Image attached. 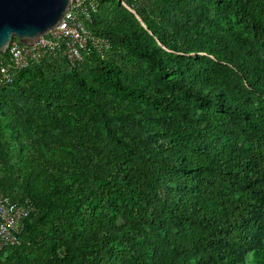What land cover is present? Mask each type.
Returning a JSON list of instances; mask_svg holds the SVG:
<instances>
[{
	"label": "trees",
	"instance_id": "16d2710c",
	"mask_svg": "<svg viewBox=\"0 0 264 264\" xmlns=\"http://www.w3.org/2000/svg\"><path fill=\"white\" fill-rule=\"evenodd\" d=\"M133 12L0 87V194L34 207L0 264H264V0Z\"/></svg>",
	"mask_w": 264,
	"mask_h": 264
},
{
	"label": "built area",
	"instance_id": "2783aa9c",
	"mask_svg": "<svg viewBox=\"0 0 264 264\" xmlns=\"http://www.w3.org/2000/svg\"><path fill=\"white\" fill-rule=\"evenodd\" d=\"M121 4L130 13L141 4L133 0ZM98 12V0H70L69 7L60 22L44 35L36 38L33 45L24 46L13 40L5 54L0 55V87L12 84L17 74L44 62L66 60L70 68H78L86 55L103 58L110 50L108 39L92 31L93 16ZM34 212L28 201H12L0 194V253L18 246L24 222Z\"/></svg>",
	"mask_w": 264,
	"mask_h": 264
},
{
	"label": "water",
	"instance_id": "95a60500",
	"mask_svg": "<svg viewBox=\"0 0 264 264\" xmlns=\"http://www.w3.org/2000/svg\"><path fill=\"white\" fill-rule=\"evenodd\" d=\"M70 0H0V55L13 40L31 46L62 19Z\"/></svg>",
	"mask_w": 264,
	"mask_h": 264
},
{
	"label": "rangeland",
	"instance_id": "374dc122",
	"mask_svg": "<svg viewBox=\"0 0 264 264\" xmlns=\"http://www.w3.org/2000/svg\"><path fill=\"white\" fill-rule=\"evenodd\" d=\"M155 0H139V3L141 4L139 6V8H146L147 11H150L152 9V4ZM157 22L161 23L162 24V19L161 18H156ZM112 56V54H111ZM122 56L121 52L119 54H117V56L114 57V61L119 65V66H124L126 65L124 63V61H122V58L120 57ZM62 60V59H61ZM59 61L58 64H62V61ZM89 65V64H88Z\"/></svg>",
	"mask_w": 264,
	"mask_h": 264
}]
</instances>
